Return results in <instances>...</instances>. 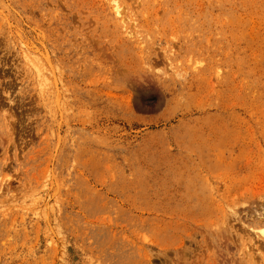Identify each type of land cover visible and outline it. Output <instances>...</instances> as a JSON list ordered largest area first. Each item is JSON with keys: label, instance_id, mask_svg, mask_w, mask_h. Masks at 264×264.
I'll return each mask as SVG.
<instances>
[{"label": "rangeland", "instance_id": "1", "mask_svg": "<svg viewBox=\"0 0 264 264\" xmlns=\"http://www.w3.org/2000/svg\"><path fill=\"white\" fill-rule=\"evenodd\" d=\"M0 184V264H264V0H0Z\"/></svg>", "mask_w": 264, "mask_h": 264}, {"label": "bare ground", "instance_id": "2", "mask_svg": "<svg viewBox=\"0 0 264 264\" xmlns=\"http://www.w3.org/2000/svg\"><path fill=\"white\" fill-rule=\"evenodd\" d=\"M113 7H114V10H115L116 14L121 16L124 19L126 13H124V9L121 7V5L114 4ZM261 224H264V223L261 222ZM257 230H258V234H259L258 236H261L264 239V227H260Z\"/></svg>", "mask_w": 264, "mask_h": 264}]
</instances>
